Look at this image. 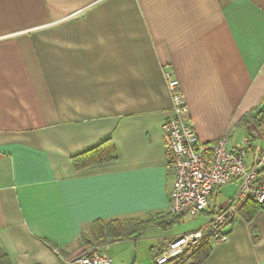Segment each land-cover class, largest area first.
Returning <instances> with one entry per match:
<instances>
[{
    "label": "crops",
    "instance_id": "0c3cea01",
    "mask_svg": "<svg viewBox=\"0 0 264 264\" xmlns=\"http://www.w3.org/2000/svg\"><path fill=\"white\" fill-rule=\"evenodd\" d=\"M167 73L200 141L264 148V124H239L264 114V0H0V264H67L95 243L109 255L147 229L111 239L95 221L168 212ZM103 142L112 158L74 166ZM225 231L199 264H264V208ZM177 235L154 236L152 264Z\"/></svg>",
    "mask_w": 264,
    "mask_h": 264
},
{
    "label": "built area",
    "instance_id": "2783aa9c",
    "mask_svg": "<svg viewBox=\"0 0 264 264\" xmlns=\"http://www.w3.org/2000/svg\"><path fill=\"white\" fill-rule=\"evenodd\" d=\"M166 81L174 111V116L161 125L166 169L173 175L168 212L195 216L208 208L211 196L221 186L234 183L237 192L214 209L206 224L171 239L155 257V264L176 263L201 244L226 241L225 229L245 201L264 204V148L252 150L249 137L232 147L228 146L227 135L215 141H200L191 124L181 117L184 100L178 81L168 73ZM106 248L105 244H95L68 259L67 264H114Z\"/></svg>",
    "mask_w": 264,
    "mask_h": 264
},
{
    "label": "trees",
    "instance_id": "16d2710c",
    "mask_svg": "<svg viewBox=\"0 0 264 264\" xmlns=\"http://www.w3.org/2000/svg\"><path fill=\"white\" fill-rule=\"evenodd\" d=\"M263 110L251 112L239 121L240 125L246 126L249 123H255L257 126H262L264 124V114ZM250 148H252L251 141L252 137L249 136ZM112 158V153L110 151L107 143H100L99 145L86 150L73 157V164L76 167H81L86 164L94 163L97 161L107 160ZM228 185V184H227ZM222 187V186H221ZM264 208V204H258L253 201H245L240 206V212L244 218H250L254 213L260 209ZM183 214L174 215L170 212L167 213H151L147 220L139 219H127L123 221L113 220L108 223H103L97 220L93 223V228L95 234L98 236H106L111 239H125V238H135L140 236L149 227L155 226L162 229L171 228V226L177 222V220ZM253 238H257L255 233ZM210 251L209 245L201 244L197 247L191 255L180 261L178 264H199L205 257H207ZM155 260V256H154Z\"/></svg>",
    "mask_w": 264,
    "mask_h": 264
},
{
    "label": "rangeland",
    "instance_id": "374dc122",
    "mask_svg": "<svg viewBox=\"0 0 264 264\" xmlns=\"http://www.w3.org/2000/svg\"><path fill=\"white\" fill-rule=\"evenodd\" d=\"M236 192L237 186L234 183L224 185L220 187L217 192L216 200L212 203L215 202V204L219 206L232 198ZM209 218L210 215L207 212L195 216L183 214L168 230L163 231L161 228L150 227L146 230L143 236L137 240L125 239L109 242L108 252L111 253L109 256L111 258L112 256L114 258L125 256V258L130 260L136 258L138 263L152 264L153 259L150 253V247L158 242V239L154 236L165 235L167 233L183 234L200 228L209 221Z\"/></svg>",
    "mask_w": 264,
    "mask_h": 264
}]
</instances>
